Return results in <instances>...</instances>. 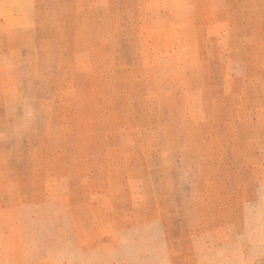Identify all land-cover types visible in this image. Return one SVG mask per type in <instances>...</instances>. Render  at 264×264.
<instances>
[{"label": "rangeland", "instance_id": "obj_1", "mask_svg": "<svg viewBox=\"0 0 264 264\" xmlns=\"http://www.w3.org/2000/svg\"><path fill=\"white\" fill-rule=\"evenodd\" d=\"M0 264H264V0H0Z\"/></svg>", "mask_w": 264, "mask_h": 264}]
</instances>
